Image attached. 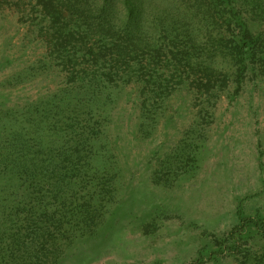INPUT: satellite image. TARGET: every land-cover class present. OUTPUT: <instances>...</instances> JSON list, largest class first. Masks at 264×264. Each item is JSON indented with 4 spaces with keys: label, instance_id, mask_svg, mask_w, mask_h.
<instances>
[{
    "label": "rangeland",
    "instance_id": "374dc122",
    "mask_svg": "<svg viewBox=\"0 0 264 264\" xmlns=\"http://www.w3.org/2000/svg\"><path fill=\"white\" fill-rule=\"evenodd\" d=\"M173 1L182 10L195 3ZM38 2L0 0L1 188L10 203L51 195L104 165L91 190L113 197L98 234L60 264H264V231L253 227L234 252L227 241L240 214L264 217V78L249 74L238 89L231 74L228 87L201 96V74L173 59L184 47L161 31L153 34L160 60L151 49L139 53L144 77L165 80L163 101L141 97L132 69V80L90 86L91 61L74 69L57 57ZM151 12L150 21L159 13ZM257 14L254 30L264 35V5ZM198 34L215 55V43Z\"/></svg>",
    "mask_w": 264,
    "mask_h": 264
},
{
    "label": "trees",
    "instance_id": "16d2710c",
    "mask_svg": "<svg viewBox=\"0 0 264 264\" xmlns=\"http://www.w3.org/2000/svg\"><path fill=\"white\" fill-rule=\"evenodd\" d=\"M193 1V7L184 10L173 0H39L38 6L42 20L48 21L49 32L57 35L49 36L57 57L74 69L85 59L91 61V71L84 72L93 87L132 80V69L142 86L141 97L164 100L168 92L165 80L162 83L153 81V76L144 77L146 57L139 53L151 49L153 57L159 56L160 60L164 49L153 45V34L161 31L175 48L184 47L182 51H171L173 59L201 74L196 83L201 96L206 93L213 97L215 92L211 91H216L218 85L228 87L231 74L238 89L249 74L264 78V35L253 26L264 0ZM151 7L159 12L152 21ZM198 32L215 43V55L208 54L207 45L202 47ZM196 53L201 62L192 64ZM219 56L227 68L219 66ZM104 170V165L92 169L88 182L81 177L65 180L50 192L52 196L31 192L11 203L0 182V264H60L77 241L95 237L113 199L111 190H91L103 180ZM78 188L83 194H76ZM239 218L240 224L227 238L233 240L229 248L233 252L240 249L239 242L253 227L264 231V217L240 214Z\"/></svg>",
    "mask_w": 264,
    "mask_h": 264
}]
</instances>
